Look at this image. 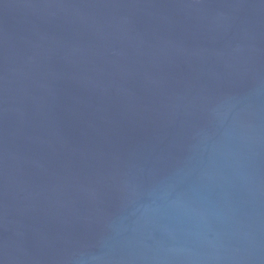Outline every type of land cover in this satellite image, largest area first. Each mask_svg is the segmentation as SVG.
Wrapping results in <instances>:
<instances>
[{"label":"water","instance_id":"1","mask_svg":"<svg viewBox=\"0 0 264 264\" xmlns=\"http://www.w3.org/2000/svg\"><path fill=\"white\" fill-rule=\"evenodd\" d=\"M0 264H264V0H0Z\"/></svg>","mask_w":264,"mask_h":264}]
</instances>
